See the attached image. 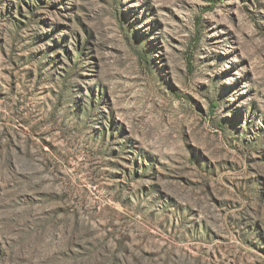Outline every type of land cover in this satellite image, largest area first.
<instances>
[{
    "label": "rangeland",
    "instance_id": "374dc122",
    "mask_svg": "<svg viewBox=\"0 0 264 264\" xmlns=\"http://www.w3.org/2000/svg\"><path fill=\"white\" fill-rule=\"evenodd\" d=\"M0 264H264V0H0Z\"/></svg>",
    "mask_w": 264,
    "mask_h": 264
}]
</instances>
